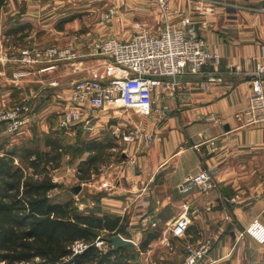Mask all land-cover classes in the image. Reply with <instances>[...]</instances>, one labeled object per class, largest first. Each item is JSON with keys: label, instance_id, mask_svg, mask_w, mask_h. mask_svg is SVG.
<instances>
[{"label": "crops", "instance_id": "1", "mask_svg": "<svg viewBox=\"0 0 264 264\" xmlns=\"http://www.w3.org/2000/svg\"><path fill=\"white\" fill-rule=\"evenodd\" d=\"M141 2L146 7L152 4V0ZM179 2L181 4L182 0ZM208 3L204 9L195 10L191 17L207 46L220 53L219 63H207L203 67V75L216 73L221 74V78L202 80L200 75L187 74L179 78V86L172 94L161 90L162 96L155 99L152 115L145 125L152 138L147 139L145 131L136 136L141 145L135 149L132 159L137 163L139 172L123 176L127 188L116 193L121 198L109 197L113 200L109 199L105 208L109 214L117 216L126 210L130 212L129 202L132 204L134 198L142 197L149 182L156 179L170 194L162 200L156 199L157 205L147 216L139 215L135 210L129 214L126 230L131 232L136 248L144 239L146 230L159 229V236L149 244L167 240L166 229L159 228V221L165 227L174 217L168 218L170 214L161 217L160 211L171 203L178 212L187 206L191 215L185 236L171 235L173 240L193 245L207 239L211 241L200 264H264V244H256L250 238H239L238 235L253 218L264 224V123L244 124V117H238L247 105L251 90L247 74L253 72L258 63H264V0H209ZM39 4L41 0H6L0 8V27L6 20L4 15L13 16L10 22L14 25L6 33L17 36L28 22H19L13 14L17 12L20 20L27 19L29 14L38 13L35 7L42 8ZM58 32L62 34V29ZM67 44L70 47L73 45L72 41ZM71 48L85 51L82 47ZM80 64H75V68L72 64V67L64 68L62 76L66 78L60 80L64 86L69 87L75 80L70 81L78 75ZM4 92L9 94L10 91ZM67 95H60L62 110L68 104ZM24 100L30 103L32 96ZM38 101L43 103V97L40 96ZM54 108L59 110L57 105L44 106L40 114L47 116ZM33 112L31 109L29 124L33 123ZM93 114L101 119L99 126L106 120L102 113L94 111ZM105 126H100L95 135ZM30 129L23 131L26 136L32 133ZM4 133V125L0 123V137ZM84 159L80 158L77 165ZM202 168L210 171L217 188L203 191L192 180H187L188 175ZM98 177L101 184H112L110 179L103 178L102 172H98ZM120 189L117 187V190ZM127 191L132 192L134 197L128 196ZM114 192L112 190L109 194ZM83 210L89 212L86 206Z\"/></svg>", "mask_w": 264, "mask_h": 264}, {"label": "rangeland", "instance_id": "2", "mask_svg": "<svg viewBox=\"0 0 264 264\" xmlns=\"http://www.w3.org/2000/svg\"><path fill=\"white\" fill-rule=\"evenodd\" d=\"M208 1L182 0L180 4L179 0H165V11H163V5H160L159 0H152V4H149L148 7L141 0H41V4L38 6L41 5L42 8L35 7L38 11L35 15L29 14L27 19L20 20L21 16L17 12L13 14L19 22H28L27 27L23 28L15 37L8 36L6 33L14 25L10 22L13 16L4 15V19H6L4 21L5 26L3 23L0 27V110L7 106L22 103L25 101V97L31 95L30 111L31 109L34 111L35 117L33 123L23 129L27 131V129L31 128L32 136L31 134L26 136L25 132L19 134L4 133L0 137V143H2L0 145L6 149L9 148V145L6 146L7 143L10 145L21 144L20 141L22 140L25 141L26 146L37 145L41 149H47L44 145L46 140L57 141L61 145V159L58 167L52 169L50 173L54 181L59 183V186L50 190L48 192L49 196L54 201L73 200L77 209L84 214L93 211L108 213L105 207H107L106 203L109 199L113 197L121 198L119 197L120 194L117 195L116 193L127 188V184L123 183V176L139 172L136 166L137 163L133 162L132 159L134 158L135 149L138 145H141L139 137H135V131H138L139 127L140 130L144 124L146 125V120L151 117L152 111L148 114H141L134 110H127L122 111L117 116H113L114 114H111V112L102 111V116L106 118L103 122L106 124V128L100 130L97 135L87 131H79L74 123L65 128L60 125V119L63 114L62 98L60 97L67 93V88L69 87L64 86L60 82L63 77V70L66 66L70 67L71 64L75 68V64L79 65V62H81L79 69L97 63L96 58L100 57L93 55L96 51V41L109 37L129 39L140 29H146L154 33L156 28L159 25L161 26L166 19L173 24H178L182 17L189 16L191 21H194V18H192L193 12L204 9L209 4ZM35 8L31 7V9ZM6 23L8 24L6 25ZM59 29H62V34H59ZM2 33L5 34L4 37L1 36ZM74 35L76 36L73 37ZM70 41L73 44L71 47L85 48V51L76 50V52L80 53V57L73 61H55L52 62L53 66L50 67L49 64L51 62L35 61L24 64L20 61L22 49L35 50L48 46L65 47L69 46L67 43H70ZM79 44L80 46H76ZM48 68L52 70H45ZM23 69L27 72L20 75V71ZM82 74L84 73H78L70 81ZM63 78L66 77L64 76ZM53 81H57V83ZM5 90H9V94L4 92ZM157 90L162 96V89L157 88ZM40 96L44 99L43 103L38 101ZM159 100L161 101V98ZM48 105L52 107L57 105L59 110L56 111L54 108L48 112L47 116H42L40 114L41 108ZM103 123L100 125L101 127L104 125ZM131 130L134 133L129 136L128 131ZM138 134L140 136L139 132ZM97 141H99V146L95 152L78 149V144L80 143H96ZM92 153L96 155V170L102 172L103 178L110 179L112 184H101L98 180L100 177L95 172L92 173L88 180L78 178L77 175L80 172L78 171L79 164L77 165V162L80 158H88ZM76 185H81V189L77 193L72 190V187ZM110 187L116 191L112 195L109 194V192L112 193ZM117 187H121V189L117 190ZM126 194L134 197L130 191H127ZM167 194H170L168 189L155 179L149 182L147 190L142 197L134 198L135 200H133L132 204L129 202L128 205H131L130 207L128 206L131 208L130 212L127 213L129 210H126L120 217L129 219V214L133 213L134 210L139 215L146 214L147 216L150 214V210L157 205L156 199L162 200V198H166ZM85 206L89 209L88 213L83 210ZM160 212L161 217H166L170 214L168 218L171 219L180 211L178 212V209L172 207L171 203H169ZM159 225L161 230L166 229L167 240L162 242L153 241L148 244L145 251L138 253V264H168L169 261L172 264H177L178 262L185 264L184 259L187 254V247L196 245L189 243H183V245L176 242L168 230L167 223L164 227L163 223L159 221ZM149 228H152V226ZM130 233L128 229V231L126 230V235L123 236L131 239L132 235ZM245 237L247 236H243V238ZM101 240H103V243L100 244L101 247H107V242L104 239ZM251 240L254 241L253 239ZM254 242L259 244L256 241ZM209 243L211 245V241ZM136 247L134 246L138 250Z\"/></svg>", "mask_w": 264, "mask_h": 264}, {"label": "built area", "instance_id": "3", "mask_svg": "<svg viewBox=\"0 0 264 264\" xmlns=\"http://www.w3.org/2000/svg\"><path fill=\"white\" fill-rule=\"evenodd\" d=\"M165 11V0H159ZM204 25V24H203ZM95 53L100 58L97 63L79 69L81 76L76 78L67 90L68 104L63 110L60 125H77L80 131H99L101 119L94 111L111 112L117 116L122 111L134 110L141 114L151 113L155 99L160 96L157 88L172 94L179 86V78L183 75H201L207 63L217 65L220 53L211 50L206 40L198 31L196 24L189 16L182 17L180 23L173 24L170 20L158 27L157 32L146 29L136 31L129 39L109 37L95 42ZM22 63L73 61L80 57L69 46H48L43 49H22ZM21 74L27 71L23 69ZM250 79V94L247 105L238 117H244V124L264 123V63H258ZM206 87V86H204ZM31 122V111L28 101L7 106L0 110V123L6 133L19 134ZM102 123V122H101ZM145 125V124H144ZM135 131H145L147 139L152 134L145 126ZM137 127V126H136ZM129 136L134 132L128 131ZM199 189L206 191L217 188V182L206 168L187 176ZM191 221L188 207L183 208L167 224L168 230L175 237H184ZM247 236L259 244H264V224L253 218L239 232V237ZM210 240H205L196 246L189 245L185 255V264H200L210 247ZM99 237L95 245L101 247ZM84 241H75L71 249L80 253L86 248ZM106 248V247H105Z\"/></svg>", "mask_w": 264, "mask_h": 264}, {"label": "trees", "instance_id": "4", "mask_svg": "<svg viewBox=\"0 0 264 264\" xmlns=\"http://www.w3.org/2000/svg\"><path fill=\"white\" fill-rule=\"evenodd\" d=\"M5 2L0 0V8ZM20 142L6 149L0 145V264H138V253L159 231H146L138 250L132 245L113 248L108 238L126 235L128 219L94 211L84 214L71 199L52 200L48 192L59 183L50 171L59 165L61 145L48 139L47 149H41ZM98 142L80 143L78 149L95 152ZM95 158L92 153L79 163V179L98 173ZM98 237L107 242L106 248L95 245ZM77 240L87 246L73 253Z\"/></svg>", "mask_w": 264, "mask_h": 264}, {"label": "water", "instance_id": "5", "mask_svg": "<svg viewBox=\"0 0 264 264\" xmlns=\"http://www.w3.org/2000/svg\"><path fill=\"white\" fill-rule=\"evenodd\" d=\"M252 77H254L253 74H247V78L248 79H252ZM200 78L202 80H216V79H220L221 78V74H216V73H212V74H202L200 75ZM81 189V185H76L74 187H72V190L77 193L79 192V190ZM108 241L111 243L113 248H116L117 246H121V245H133L134 241L128 237H124L122 236L120 233H116L112 236H110L108 238Z\"/></svg>", "mask_w": 264, "mask_h": 264}]
</instances>
